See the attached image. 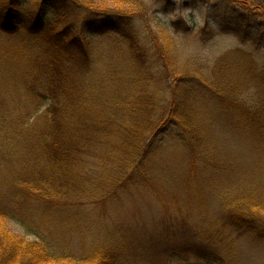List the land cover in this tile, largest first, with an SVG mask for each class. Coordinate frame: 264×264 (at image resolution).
Wrapping results in <instances>:
<instances>
[{
	"label": "trees",
	"instance_id": "1",
	"mask_svg": "<svg viewBox=\"0 0 264 264\" xmlns=\"http://www.w3.org/2000/svg\"><path fill=\"white\" fill-rule=\"evenodd\" d=\"M144 1L109 0V10L91 0H0V264H124L135 248L130 229L121 226L113 241L104 233L91 241L85 233L95 231L85 226L71 242L63 233L70 222L62 226L58 216L78 209L82 214L86 204L146 188L161 171V153L170 164L177 152L185 172L194 161L208 165L218 151L214 123L204 114L208 102L222 115L249 121L264 153V101L251 102L244 91L253 79L264 80V70L228 65L223 57L210 80L179 76L174 86L163 87L174 72L172 31L151 29L153 44L143 43L135 19L145 13ZM236 3L264 17V5ZM222 17L223 32L236 36L251 18L245 12ZM109 34L125 53L100 62L83 37ZM160 60L163 68L155 76ZM243 127L236 125V131ZM256 171L255 181L264 182V154ZM222 205L225 218L205 219L212 231L199 235L203 245L197 248L200 259L213 250L209 258L230 264L233 258L222 246L229 241L219 233L247 231L264 243V194L246 187L225 194ZM14 218L40 241L12 233L6 222Z\"/></svg>",
	"mask_w": 264,
	"mask_h": 264
},
{
	"label": "rangeland",
	"instance_id": "2",
	"mask_svg": "<svg viewBox=\"0 0 264 264\" xmlns=\"http://www.w3.org/2000/svg\"><path fill=\"white\" fill-rule=\"evenodd\" d=\"M91 1L96 8L110 10L113 6L109 0ZM230 1H144L147 6L145 13L135 19L143 43L149 46L153 44L151 29L156 32L166 26L172 31L174 46L170 62L174 72H170L163 87L174 86L179 76H200L210 80L213 69L223 57L228 65L254 64L258 71L264 70V17L258 13L251 14L236 3L247 1L256 9V5H264V0ZM243 12L251 17L243 24L245 30L237 36L232 32H223L220 26L224 21L222 16L227 14L237 19ZM77 33L72 32L70 36ZM52 36V30L48 31L47 41ZM83 38L89 42L93 56L100 62L122 57L125 53V48L117 45L118 39L114 35ZM158 60L157 56L153 58L154 63ZM163 64L161 61L160 65L156 63L153 67L155 76H158ZM252 81L250 88L244 90L245 97L259 104L264 101V80ZM207 107L209 113L205 110L204 114L210 123L213 121L214 141H218V151L211 155L208 165H199L198 161H194L196 164L185 172L184 160L177 152L170 164L166 161V154L161 153L157 160L161 171L156 176L153 174L154 182L147 183L146 188L117 193L102 204H86L81 208L82 214L77 213L80 209L74 210L73 214H60L58 217L62 226L70 222L67 227L71 231L63 227L65 238L77 241V236L83 233V227L88 226L95 231L90 233L88 228L87 233L84 232L90 240L99 241V238H105V235L100 236L104 233L108 234L106 239L113 241L111 234L114 235L113 232L125 226L135 235V248H131V252L124 256V264H217L218 260L208 257L213 256V250L207 251L208 256L202 252L205 259L199 258L197 247L203 245L199 235L204 237L206 230L212 231V224H207L205 219L225 218V207L222 205L225 194L246 187L264 194V182L260 179L255 181L259 154L264 153L257 149L256 139L260 140V136L252 129V134L248 131L249 121L238 114L228 112L222 115L223 111H218L219 106L215 102H208ZM236 125L239 128L244 126L237 130L240 134H237ZM242 133H249L250 136H243ZM184 218L190 221L185 222ZM6 226L25 240L40 241L39 236L19 218L8 219ZM219 235L227 237L229 241V244L224 241L222 246L225 245L233 258L230 264H264V243L251 233L229 228L222 230Z\"/></svg>",
	"mask_w": 264,
	"mask_h": 264
}]
</instances>
